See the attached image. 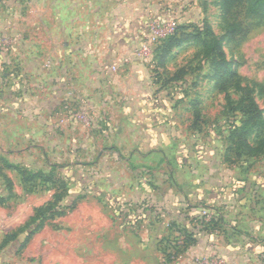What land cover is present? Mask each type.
Segmentation results:
<instances>
[{
  "label": "rangeland",
  "instance_id": "374dc122",
  "mask_svg": "<svg viewBox=\"0 0 264 264\" xmlns=\"http://www.w3.org/2000/svg\"><path fill=\"white\" fill-rule=\"evenodd\" d=\"M52 1L0 0V156L66 182L69 192L53 209L61 216L47 214L50 220L28 245L22 247L21 237L0 251V264H133L155 249L167 260L168 242L187 231L196 240L192 247L203 237L212 249L192 264H264V154L239 157L234 137L251 101L264 116V17L251 12L256 0H239L227 12L223 0H163L161 10L160 0H115L123 14L138 18L143 11L148 17L107 59L111 64L96 91L85 80L75 90L53 60L51 70L32 82L19 76L32 58L22 66L26 60L17 62L11 52V40H24L12 35L15 23L25 39L31 27L37 41L38 22L49 27L43 11ZM174 23L201 30L206 23L212 35L205 44L183 43L160 59L157 48ZM240 23L246 33L226 38L229 27ZM160 30L166 37L142 49ZM136 40L143 46L133 45ZM216 41L224 58L214 49ZM53 58L58 62L63 54ZM86 66L82 73L89 76ZM225 70L231 75L222 91ZM181 71L182 80L171 81ZM31 93L35 109L29 120L22 112L14 122L15 100ZM15 127L25 130L21 137L10 135ZM247 139L264 146V125L252 128ZM3 167L0 162L18 184L15 172ZM0 183L7 187L1 174ZM37 184L42 191L9 198L0 212V235L6 225L21 228L34 208L55 202L59 183Z\"/></svg>",
  "mask_w": 264,
  "mask_h": 264
},
{
  "label": "crops",
  "instance_id": "0c3cea01",
  "mask_svg": "<svg viewBox=\"0 0 264 264\" xmlns=\"http://www.w3.org/2000/svg\"><path fill=\"white\" fill-rule=\"evenodd\" d=\"M162 3L163 0H160L161 6L158 7L160 8V10L164 7L162 5H165V3ZM47 6L48 9L50 8L49 11L43 12L45 14L44 17H49L48 23L50 24H48V27L46 25L42 26L38 22V30L39 33H41V36L37 41L29 35L31 27L27 28V33H25L27 34V36L25 39L21 33L22 30L20 29L19 23H15L16 32H13L12 35L15 34L16 36H20L21 39L24 40H17L16 42L14 40H11V52L15 53V59L17 60V62H20L22 59L26 60L23 63L21 62L22 66L23 64H28V55H30L32 58V62L27 65L25 70L21 71L19 76L23 77V74H26L27 78L29 77L28 79H30L32 82V80L38 78V76L42 75L45 71L49 72L51 68L47 65L52 64L54 61L55 65L57 63L62 67L61 70L64 74V79L71 81V84L72 86H74L75 90L80 89L79 82H83L84 80L85 82H87L86 85L90 89L95 91L98 90L99 87L100 89H102L99 82L100 80L104 81L106 77V69L111 64L110 60L107 59L113 58L115 56V50L121 48L122 45L126 43V33H131V31H139L137 28L141 29L142 27L139 25L140 19H145L148 17V14H142L144 13L143 11H137L140 12L138 18H131L129 14H123L119 8L115 7V0H54L47 4ZM135 12L136 11H133V13ZM18 16L16 18H18ZM53 25H55L56 27L52 28ZM144 32L145 31L142 30L140 33ZM134 44H137V47L143 46L141 44V40L134 41L133 45ZM44 49L48 50L45 52ZM55 52H61L63 54L62 60L58 59L59 61L57 62L53 58V54H55ZM39 53H43L42 56H40ZM84 58H86V61L84 60ZM86 65H88L91 70L89 76H87L88 74L84 76V74L82 73L83 70H87ZM44 69L46 70L44 71ZM96 69L97 72H95ZM16 75H18L17 72ZM5 77L6 74H4V78ZM19 79L20 78L18 77L16 81L17 83ZM32 87V84H30V88ZM30 88H27L29 92ZM11 90L12 95L17 96L16 86H14ZM28 91L27 93H29ZM31 91L33 90L31 89ZM30 96L32 97L30 98ZM34 98V94L31 93L29 96L27 95V99L25 101L21 102V100H15L16 103L14 105L16 107H12L13 112H11L12 118L15 119L13 120L14 122H17L16 119L21 118L22 112L26 113L27 120H29V113H32L35 109ZM24 102L25 105L23 104ZM20 103L23 105H20ZM43 107H45V105L41 104V106H39V109H37L38 112L40 110L41 114H43L45 111H43ZM4 111L6 112L8 110H4L3 108L2 112ZM30 120L32 119L30 118ZM1 126H4V124ZM7 132H9L8 134H10V131ZM23 132H25V130H23L22 128L15 127L10 135L13 134L16 137H21V134ZM30 137L33 138V135L30 134L29 138ZM113 146H115V148H118L119 151H122V148L117 144L112 145V147ZM155 153L156 151L149 152V154L151 155ZM142 154V152L138 153L140 157ZM142 158H145V156H142ZM2 159L8 161L10 164H13L6 155L0 156V160ZM5 170L6 169L2 170L4 175H6ZM15 174L18 179V184L12 177L10 178L8 175H6L13 183L12 193L6 186H4L5 183H0V197L6 200L4 204L0 205V212L3 211V209L7 206L9 198L13 197V195L14 197H16L17 195L26 194V197H28L29 195L34 194L28 193L25 190L20 176L16 172ZM20 191H22V194ZM191 204L195 203L191 202ZM190 208H192V206H190ZM32 211V215L28 217L26 223L28 222L29 218L34 215L35 208ZM1 225L5 226L4 223ZM6 226L7 229H4V231H2L0 240H4V238L8 236L9 233L12 234L14 233V231L17 232L20 229V227H18V224L13 228H11L10 225ZM27 232L28 231L20 233L16 241L14 242H20L21 237L24 241ZM35 236L36 234L33 236V238ZM207 241L208 240H206V238L202 237L201 240H198V244L196 246L191 247L188 252L182 255L179 261L174 264H192V262L196 260H201L205 257H209V253L210 251H212V249L207 246ZM14 242L3 249L2 254L5 253L7 249L13 245ZM139 256V260H131V262H133V264H172L168 263L163 258V254L159 253L157 249L153 250L152 252L146 251L144 256ZM147 258H151L152 260H148Z\"/></svg>",
  "mask_w": 264,
  "mask_h": 264
},
{
  "label": "trees",
  "instance_id": "16d2710c",
  "mask_svg": "<svg viewBox=\"0 0 264 264\" xmlns=\"http://www.w3.org/2000/svg\"><path fill=\"white\" fill-rule=\"evenodd\" d=\"M241 1L239 0H223L222 1V7L224 11H229L232 6L235 5V3ZM243 6H246V3H244ZM251 12L255 15L264 17V0H256L254 3V6L251 9ZM242 23H240L239 28H234V27H229L228 33L226 35V38L234 39L240 35L245 34V30L242 28ZM190 28H194L193 32H188ZM245 29V28H244ZM211 28L208 26L206 23L204 24V29L201 30L200 28L193 26V25H182V26H177L175 32L171 35H169L167 38L161 41L160 45L158 46L157 50L159 53V58L163 59L166 55H168L171 52V49L174 47L180 46L183 43H192V42H199L203 41L205 44V38L207 36H211ZM214 49L219 53L218 56L219 58H224L223 55V50H222V42L221 41H216L214 42ZM210 43H207V48H209ZM161 53V55H160ZM162 56V58H161ZM158 59V56H157ZM222 75L224 76L222 80H224L221 90L225 91L226 90V80L228 77L231 75L229 70H225L221 72ZM183 75H185L184 72H179L176 73L171 81H181ZM242 112L247 116V120L243 122V125L241 127H236L235 132H234V137L237 138V152L239 153L238 156H246L249 158H258L261 155L264 154V146L262 147H254L252 146L248 139L247 136L249 132L252 130V128L256 126H261L264 125V116L261 112V110L258 108L257 104L255 101H251L249 103V106L246 108L244 107L242 109ZM242 152V154H240ZM0 162L4 163L3 168H7L8 170L15 171L18 173V175L21 178V182L25 188V190L28 193H38L39 187L37 182L41 180L43 183H53V184H58L59 183V193L56 194V199L55 202H48L46 205L39 207L35 210L34 215L29 218L28 222L20 228L17 232L12 233L11 235H8L4 238V240L0 243V251L5 249L8 245H10L12 242L16 241L18 235L20 233H24L26 231V238L23 241V246L27 245L33 236L37 234V232H40L42 229L45 228L47 221L50 220L47 218V214H52L53 216H61V214L58 212L56 213L55 209L57 205H60L62 201L65 200L69 190L66 182L64 183L63 181H59L58 178H54L51 175H46L43 172H32L27 169H24L22 167L16 166L14 164H10L8 161L2 159ZM2 168H0V174L4 178L5 182L7 183V188L8 190L12 193L13 191V183L12 181L3 174ZM58 179V180H56ZM6 200L4 198L0 197V205L4 204ZM75 203H78V200L75 201ZM75 204V205H76ZM203 220H200V223H202ZM212 224L217 223L215 219L211 222ZM203 225L208 223H202ZM181 239L182 243H179L180 241L177 240V237L174 238L173 241H169V247H167L164 250V254L166 256V261L168 263H172L175 261L177 258L180 256L184 255L185 253L188 252V250L196 244V240L194 239V234H190L189 231L187 232H181ZM171 245V246H170ZM171 251H170V250ZM176 258V259H175ZM175 259V260H174Z\"/></svg>",
  "mask_w": 264,
  "mask_h": 264
},
{
  "label": "built area",
  "instance_id": "2783aa9c",
  "mask_svg": "<svg viewBox=\"0 0 264 264\" xmlns=\"http://www.w3.org/2000/svg\"><path fill=\"white\" fill-rule=\"evenodd\" d=\"M176 24L174 23L173 25H172V29L170 30V32L169 33H174L175 32V30H176ZM162 32H161V30H160V32H158V31H156V34L154 35V36H152V38L150 39V41H151V43L150 44H146V45H144L143 46V48L142 49H148L150 46H151V44L152 43H159V41H160V39H161V37H166V35L168 34H165V35H162L161 34ZM179 243H182V240L179 242Z\"/></svg>",
  "mask_w": 264,
  "mask_h": 264
}]
</instances>
